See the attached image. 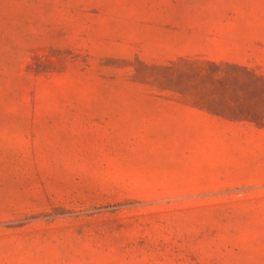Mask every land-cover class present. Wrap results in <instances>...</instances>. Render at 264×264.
Returning <instances> with one entry per match:
<instances>
[{
	"label": "rangeland",
	"instance_id": "1",
	"mask_svg": "<svg viewBox=\"0 0 264 264\" xmlns=\"http://www.w3.org/2000/svg\"><path fill=\"white\" fill-rule=\"evenodd\" d=\"M245 103L264 0H0V264H264Z\"/></svg>",
	"mask_w": 264,
	"mask_h": 264
},
{
	"label": "crops",
	"instance_id": "2",
	"mask_svg": "<svg viewBox=\"0 0 264 264\" xmlns=\"http://www.w3.org/2000/svg\"><path fill=\"white\" fill-rule=\"evenodd\" d=\"M245 104L255 105V107L259 109L258 111H255V113L252 111L249 112V116L254 117V118H250V117L246 119L242 118V119H239L238 121L246 120V121L255 123V125L258 127H264V103H245Z\"/></svg>",
	"mask_w": 264,
	"mask_h": 264
}]
</instances>
